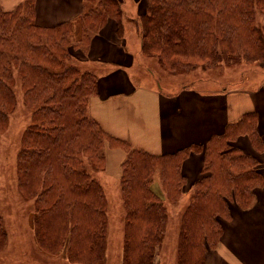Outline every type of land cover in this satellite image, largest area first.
I'll return each mask as SVG.
<instances>
[{
	"label": "trees",
	"instance_id": "16d2710c",
	"mask_svg": "<svg viewBox=\"0 0 264 264\" xmlns=\"http://www.w3.org/2000/svg\"><path fill=\"white\" fill-rule=\"evenodd\" d=\"M107 1L103 11L94 14L90 10L81 17L79 44L88 42L91 32L114 16L122 26L123 1ZM35 2L24 0L11 11H3L0 5V132L16 103V68L25 88V101L33 111L20 141L16 179L20 196L33 200L36 241L49 253L67 247L71 263L104 261L107 201L102 186L86 171L83 158L88 157L97 169L104 168L106 155L102 150L107 145L126 153L120 174L125 205L130 209L125 218L124 264H155L153 246L169 216L164 201L151 188L152 176L160 173L174 204L186 183L184 162L192 153L202 152L205 174L195 183L196 192L183 212L179 264H205L207 253L219 245L225 224L232 218L231 205L249 207L257 189L264 185L257 159L234 144L247 136L259 151L264 147L258 115L245 114L223 136L205 146L164 155L131 147L108 135L86 113L98 93L99 77L66 64L71 57L76 58L71 51L75 24L38 26ZM146 3V11L137 19L141 52L155 56L170 72L230 66L264 56V33L258 24L259 16H264V0ZM6 237L0 214V248L6 245Z\"/></svg>",
	"mask_w": 264,
	"mask_h": 264
},
{
	"label": "crops",
	"instance_id": "0c3cea01",
	"mask_svg": "<svg viewBox=\"0 0 264 264\" xmlns=\"http://www.w3.org/2000/svg\"><path fill=\"white\" fill-rule=\"evenodd\" d=\"M23 1L0 0V3L11 11ZM87 6L86 0H36L35 22L42 27L73 22L77 33ZM104 28L91 44L95 47L96 38L105 39L102 41L106 46L99 56L100 68L106 72L100 73L98 93L90 100L88 112L108 135L152 155L173 154L188 147L207 145L223 136L245 114L254 112L258 114V131L264 140V88L217 92L182 86L167 91L150 81L149 84L146 80L136 82L137 67L142 66L141 44L124 41L117 35L103 37ZM234 144L244 154L257 159V169L264 176V147L259 151L247 136L239 137ZM108 152L109 156L126 154L120 148ZM192 170L193 180H190ZM204 171L202 152L192 153L182 166L186 180L193 184L203 178ZM254 199L244 211L237 210L236 204L231 205L232 218L225 224L219 245L207 253L205 264H264V188L257 189Z\"/></svg>",
	"mask_w": 264,
	"mask_h": 264
},
{
	"label": "rangeland",
	"instance_id": "374dc122",
	"mask_svg": "<svg viewBox=\"0 0 264 264\" xmlns=\"http://www.w3.org/2000/svg\"><path fill=\"white\" fill-rule=\"evenodd\" d=\"M122 1V26L121 23L118 24L119 20L114 16V19H109L100 29L97 27L96 31L91 32L90 40L88 42L84 40L83 44L78 43L81 41L79 40L81 29H77L78 32L71 38L75 47H72L71 51L76 58L71 57L69 61H66L67 66H76L82 72H92L98 77L101 72H106V70L103 71L100 68L102 61L99 56L106 46L103 42L105 39L96 38L93 44L95 47L91 44L92 39L104 27L102 31L103 37L107 35L113 38L117 35L119 38L122 37L124 41L126 39L130 43L134 44L137 42L141 44L140 24L137 19L140 13L146 11V0ZM86 3L89 5L86 13L91 10L96 14L95 11H103L102 9L103 7L105 8L108 1L86 0ZM0 5L3 11H7L1 3ZM258 13L260 11L257 10ZM258 24L264 33V16L262 14L259 16ZM78 27L80 28L79 25ZM105 30L107 31L105 32ZM141 62L142 66H138L136 70V82L146 80V83L149 84L148 81H150L152 85L156 86L159 84L161 86H158L159 88L167 91L182 89V86H187L193 90L212 89L214 91L216 89L217 92L224 90L249 92L263 90L264 88V56L254 57V60L243 59L241 62L230 66L218 64L210 68L197 67L184 73L170 72L158 63L155 56H150L147 53L143 54ZM13 71V90L15 91L16 103L8 114L6 128L4 127L5 129L0 132V214L7 232L6 245L3 244L4 246L0 248V264H81L69 262L67 247L54 253H49L41 248L36 241L34 233L36 216L34 214L33 200L23 199L18 191L16 158L20 150L23 132L31 123L33 111L30 110L25 101V88L21 77L16 72V68H13ZM86 113L89 115L88 106ZM109 150L107 145L102 150V153L106 155L104 168H95L88 157H84L83 161L86 171L102 186L107 201V250L104 261L99 264H124L125 247H127V243H125V218L127 210L130 209L125 205L126 199L121 187L120 164L126 160V154L109 156ZM113 158H115V162H112ZM192 160H195V157ZM193 173L192 170V173L189 174V176H192L190 180H193ZM152 180L151 188L164 201L169 216L164 232L158 237L159 240L156 242V247L153 246L152 252L154 253L156 250L154 261L155 264H179V254L182 249L181 245H183V212L187 204L193 199L196 192L195 184L186 180L180 195L176 197L178 200L173 204L168 198L166 188L162 184L160 173H155L152 176ZM259 188H264V185ZM238 200L242 201V199ZM234 206H236L237 210L243 211L251 207L250 205L242 209L240 206Z\"/></svg>",
	"mask_w": 264,
	"mask_h": 264
}]
</instances>
